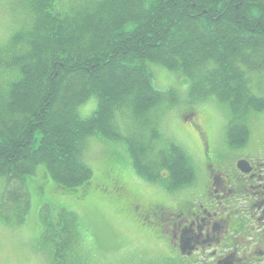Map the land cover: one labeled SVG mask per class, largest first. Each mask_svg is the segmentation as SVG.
<instances>
[{"label":"trees","instance_id":"1","mask_svg":"<svg viewBox=\"0 0 264 264\" xmlns=\"http://www.w3.org/2000/svg\"><path fill=\"white\" fill-rule=\"evenodd\" d=\"M8 2L24 23L0 48L3 225L29 217L26 179L39 165L58 190L90 185L82 158L90 136L122 144L149 184L191 180L184 150L161 146L153 129L150 113L165 95L149 64L187 79L195 100L214 97L226 109L229 144L247 142L250 116L264 111L252 86L264 77V0H82L73 9L74 0ZM89 99L96 109L81 119L77 108ZM81 232L62 211L35 240L51 264H112L89 261Z\"/></svg>","mask_w":264,"mask_h":264},{"label":"rangeland","instance_id":"2","mask_svg":"<svg viewBox=\"0 0 264 264\" xmlns=\"http://www.w3.org/2000/svg\"><path fill=\"white\" fill-rule=\"evenodd\" d=\"M74 1L72 9L82 4V0ZM9 6L8 0H0V48L24 23L19 9L14 11ZM149 66L153 72V88L165 95L164 101L150 113L161 146H179L189 157L196 151V143L204 138L211 143L225 140L226 109L214 97L197 101L189 94L187 79L158 65ZM259 78L253 79V90L264 96V77ZM95 109L96 101L89 99L77 108V114L85 119ZM248 127L250 139L264 135V111L251 115ZM131 129L133 126L129 124L127 130ZM82 158L92 171L86 188L58 190L49 175L44 176L43 165L38 166L35 176L26 179L31 202L29 217L21 225L0 223V264H51L49 253L40 250L35 238L62 211L76 218L83 246L90 250L89 261L96 258L112 264H139L142 256L149 259V264H155V253L141 244L142 233H126L127 198L141 195L149 183L133 172L125 147L90 136L85 139ZM120 246H127L122 249L124 256L122 252L117 253ZM102 249H108L107 253Z\"/></svg>","mask_w":264,"mask_h":264},{"label":"flooded vegetation","instance_id":"3","mask_svg":"<svg viewBox=\"0 0 264 264\" xmlns=\"http://www.w3.org/2000/svg\"><path fill=\"white\" fill-rule=\"evenodd\" d=\"M196 144L189 182L128 196L126 233H142L155 264H264V135Z\"/></svg>","mask_w":264,"mask_h":264}]
</instances>
